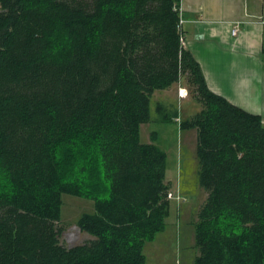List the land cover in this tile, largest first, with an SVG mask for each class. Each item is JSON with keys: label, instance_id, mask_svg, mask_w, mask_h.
Listing matches in <instances>:
<instances>
[{"label": "trees", "instance_id": "1", "mask_svg": "<svg viewBox=\"0 0 264 264\" xmlns=\"http://www.w3.org/2000/svg\"><path fill=\"white\" fill-rule=\"evenodd\" d=\"M180 0H0V264H146L169 214L166 154L140 139L156 90L197 111L193 264H264V124L209 90ZM164 115L161 122L173 121ZM93 200L64 245L62 196Z\"/></svg>", "mask_w": 264, "mask_h": 264}, {"label": "rangeland", "instance_id": "2", "mask_svg": "<svg viewBox=\"0 0 264 264\" xmlns=\"http://www.w3.org/2000/svg\"><path fill=\"white\" fill-rule=\"evenodd\" d=\"M179 87L186 89V97H179ZM197 109L188 89L178 83L153 93L150 99V121L141 125V142L150 143L151 133L156 132L154 143L167 156L166 180L169 192L173 195L168 198L169 214L164 229L144 244L146 264H193L198 254L194 227L199 207L207 194L197 180L196 132L181 131L179 128L180 122ZM174 112L176 117L173 121L161 122L162 116H173ZM93 206V200L88 198L62 196L61 221L58 225L65 229L61 236L64 245L73 246L93 239L77 226L78 218L82 214L92 213Z\"/></svg>", "mask_w": 264, "mask_h": 264}, {"label": "crops", "instance_id": "3", "mask_svg": "<svg viewBox=\"0 0 264 264\" xmlns=\"http://www.w3.org/2000/svg\"><path fill=\"white\" fill-rule=\"evenodd\" d=\"M180 12L209 90L264 124V0H180Z\"/></svg>", "mask_w": 264, "mask_h": 264}, {"label": "built area", "instance_id": "4", "mask_svg": "<svg viewBox=\"0 0 264 264\" xmlns=\"http://www.w3.org/2000/svg\"><path fill=\"white\" fill-rule=\"evenodd\" d=\"M183 18H182V15H181V12H180V9H179V21H178V25H177V27H178V31H179V33L181 34L180 36V42H181V45L183 46V47H185V38H184V36H183V30H182V25H183ZM236 29H232V34L233 35H235L236 34ZM186 95H187V92H186V89L185 88H179V97L180 98H184V97H186ZM173 197V195H172V193L171 192H169L168 194H167V198H172ZM178 199V198H177Z\"/></svg>", "mask_w": 264, "mask_h": 264}]
</instances>
